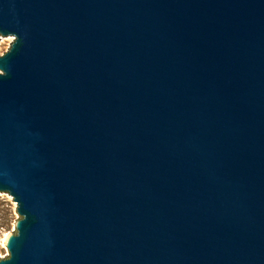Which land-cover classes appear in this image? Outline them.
Returning <instances> with one entry per match:
<instances>
[{"label":"water","instance_id":"1","mask_svg":"<svg viewBox=\"0 0 264 264\" xmlns=\"http://www.w3.org/2000/svg\"><path fill=\"white\" fill-rule=\"evenodd\" d=\"M0 264H264V0H0Z\"/></svg>","mask_w":264,"mask_h":264},{"label":"rangeland","instance_id":"2","mask_svg":"<svg viewBox=\"0 0 264 264\" xmlns=\"http://www.w3.org/2000/svg\"><path fill=\"white\" fill-rule=\"evenodd\" d=\"M15 39L0 44V56L10 50ZM21 219L17 204L11 196L0 197V259L9 257L4 237L16 234V223Z\"/></svg>","mask_w":264,"mask_h":264},{"label":"bare ground","instance_id":"3","mask_svg":"<svg viewBox=\"0 0 264 264\" xmlns=\"http://www.w3.org/2000/svg\"><path fill=\"white\" fill-rule=\"evenodd\" d=\"M8 238H9V236H7V235L4 237V242L5 243L7 242Z\"/></svg>","mask_w":264,"mask_h":264}]
</instances>
